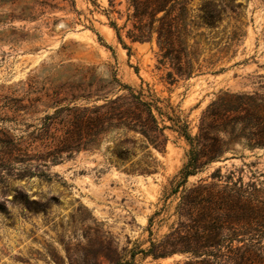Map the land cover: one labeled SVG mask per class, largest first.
<instances>
[{
	"label": "rangeland",
	"instance_id": "obj_1",
	"mask_svg": "<svg viewBox=\"0 0 264 264\" xmlns=\"http://www.w3.org/2000/svg\"><path fill=\"white\" fill-rule=\"evenodd\" d=\"M226 2L240 4L238 14L227 11L215 32L221 47L234 31L239 41L213 66L204 62L195 77L170 85L156 41L126 39L128 0H0V264H116L170 233L180 201L165 196L190 149L176 126L187 124L194 137L220 93L264 94V0ZM111 22L122 28L127 49ZM134 97L150 104L157 120L147 137L129 119L131 129L100 135L98 147L65 154L58 165L34 159L47 152V116L60 137L76 109L118 100L121 114L144 117ZM17 144L20 155L12 152ZM225 158L190 176L186 187L241 185L264 201V149L234 145ZM187 261L184 254L139 253L134 264Z\"/></svg>",
	"mask_w": 264,
	"mask_h": 264
},
{
	"label": "trees",
	"instance_id": "obj_2",
	"mask_svg": "<svg viewBox=\"0 0 264 264\" xmlns=\"http://www.w3.org/2000/svg\"><path fill=\"white\" fill-rule=\"evenodd\" d=\"M194 1L128 0L132 13L125 22L130 25L126 39L131 43L156 41L159 64L170 69L166 74L170 85L177 78L195 77L204 62L213 66L215 57L219 61L239 41L234 31L228 45L221 47L223 39L215 31L228 18L227 11L238 14L240 4L202 0L195 6ZM110 27L119 44L126 48L122 28L115 22H111ZM134 99L133 107L144 117L130 112L121 114L118 100L110 102L106 108L76 109L73 121L68 122L66 132L60 137L53 132L55 119L47 116L42 138L47 152L41 157L33 156L34 159H47L58 165L65 154L68 159L82 149L98 147L100 135L120 127L131 129L129 119L136 121L132 129L140 127L142 135L147 137L157 130V120L150 104L138 97ZM176 127L190 146L187 162L178 179L170 183L171 190L165 196L179 198L178 222L163 240L151 241L147 251L132 249L116 264H134L139 253L153 259L184 254L190 259L186 264H264V201L255 199L253 193L241 185L226 186L222 190H215L213 185L186 187L190 176H196L212 163L227 160L223 158L234 145L250 150L264 149V94L222 92L202 113L197 135L191 136L187 124ZM86 137L90 138L83 142ZM12 152L20 155V145L14 146ZM213 176L221 178L219 171ZM38 178L50 180L51 176L40 172ZM158 215L156 212L151 224Z\"/></svg>",
	"mask_w": 264,
	"mask_h": 264
}]
</instances>
